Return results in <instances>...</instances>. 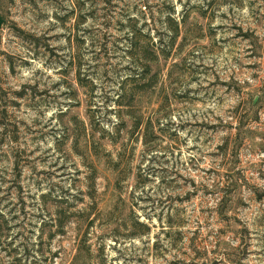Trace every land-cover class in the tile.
<instances>
[{"label":"rangeland","instance_id":"374dc122","mask_svg":"<svg viewBox=\"0 0 264 264\" xmlns=\"http://www.w3.org/2000/svg\"><path fill=\"white\" fill-rule=\"evenodd\" d=\"M0 264H264V0H0Z\"/></svg>","mask_w":264,"mask_h":264},{"label":"trees","instance_id":"16d2710c","mask_svg":"<svg viewBox=\"0 0 264 264\" xmlns=\"http://www.w3.org/2000/svg\"><path fill=\"white\" fill-rule=\"evenodd\" d=\"M169 19L171 20V21H175V19L174 18H171V17H169ZM177 24V26H176V29L175 30H170L171 31V34H170V43H167V44H165L164 46H162L161 47V49H157V50H155L154 51V54H155V58H154V60L153 59H150L149 60V62H148V64H147V66H146V70H144V72H142V73H144L143 75H145L146 73L147 74H150L152 71H154L155 72V74L153 75V77L149 80V82L148 83H144L142 86H141V89L139 90V91H148L149 89H153L155 86H156V84L158 83L157 81H156V78H155V76L157 75V72H160V71H162L163 70V64H161L160 63V61H159V58H160V54L162 53L163 54V58L164 59H167L168 58V55H169V53L171 52V48H172V46L174 45V42H175V40H176V37H177V35H178V23H176ZM162 34H165V32H162ZM161 32H160V34H158L159 35V37H161ZM168 37H169V34H168ZM164 39H161L160 38V41L162 42ZM153 42V41H152ZM167 45L169 46V48H170V50L169 51H167ZM155 67H157V69L155 68ZM154 69V70H153ZM141 79L142 78H144V77H140ZM144 89H147V90H144ZM139 91H137L136 93H139ZM122 96V95H121Z\"/></svg>","mask_w":264,"mask_h":264}]
</instances>
